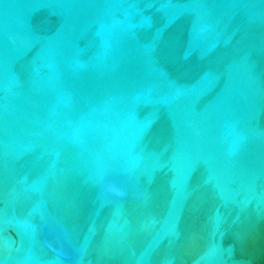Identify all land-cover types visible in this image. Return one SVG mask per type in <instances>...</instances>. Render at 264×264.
Masks as SVG:
<instances>
[{
  "label": "water",
  "instance_id": "95a60500",
  "mask_svg": "<svg viewBox=\"0 0 264 264\" xmlns=\"http://www.w3.org/2000/svg\"><path fill=\"white\" fill-rule=\"evenodd\" d=\"M0 264H264V0H0Z\"/></svg>",
  "mask_w": 264,
  "mask_h": 264
}]
</instances>
